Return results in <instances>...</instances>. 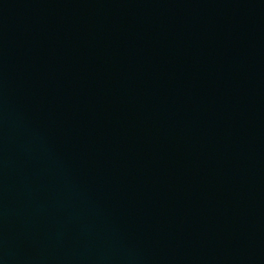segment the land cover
<instances>
[{"label":"water","instance_id":"water-1","mask_svg":"<svg viewBox=\"0 0 264 264\" xmlns=\"http://www.w3.org/2000/svg\"><path fill=\"white\" fill-rule=\"evenodd\" d=\"M0 264H264V0H0Z\"/></svg>","mask_w":264,"mask_h":264}]
</instances>
